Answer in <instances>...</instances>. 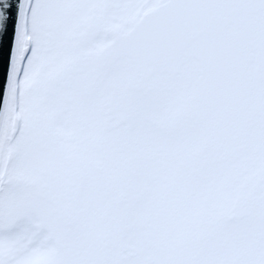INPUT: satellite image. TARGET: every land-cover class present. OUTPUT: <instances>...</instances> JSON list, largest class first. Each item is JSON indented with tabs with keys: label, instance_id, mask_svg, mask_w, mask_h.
Here are the masks:
<instances>
[{
	"label": "rangeland",
	"instance_id": "374dc122",
	"mask_svg": "<svg viewBox=\"0 0 264 264\" xmlns=\"http://www.w3.org/2000/svg\"><path fill=\"white\" fill-rule=\"evenodd\" d=\"M162 1L25 0L20 124L0 176V264H234L226 242L241 250L242 238H264L253 218L224 227L227 204L206 200L202 136L185 102L193 58L141 81L106 57L111 41L94 49ZM221 1L223 13L264 33V0ZM206 15L189 8L194 26ZM212 223L211 245L179 249ZM246 246L248 264H264Z\"/></svg>",
	"mask_w": 264,
	"mask_h": 264
},
{
	"label": "flooded vegetation",
	"instance_id": "af4514ba",
	"mask_svg": "<svg viewBox=\"0 0 264 264\" xmlns=\"http://www.w3.org/2000/svg\"><path fill=\"white\" fill-rule=\"evenodd\" d=\"M257 1L255 0L254 3ZM218 2L222 3L221 0L215 2L213 0H189L185 21L190 30L198 31L205 27L211 16L222 14L230 20V31H238L243 34V54L247 72L251 78L252 89L247 107L242 111L230 112L226 104L210 107L201 101L202 88L206 79V65L212 47L213 37L211 34L200 36L198 40L190 43L178 62L164 67L144 63L140 47L136 43L128 42L125 38L130 29L127 32L109 29L104 36L107 39L96 40L94 49L101 46L107 47V42L111 41L106 57L116 61L120 59L126 61L134 72L133 76H139L141 81H146L145 78L150 79L157 73L176 72L184 60L193 58L192 61L196 62V66H192L193 69H186L185 74H192L195 80L189 85L187 90L189 97L185 102L187 103V112L196 115V123L200 127L202 136L200 171L207 193L206 200L214 203L222 201L225 205L227 204L225 210L227 213L229 211V218L224 227H232V221L253 218L256 222L254 226L264 229V53L262 50L264 33L259 31L254 34L251 32L249 30L251 28L250 21L246 20V17L239 19L237 14H231V11L223 13L222 7L218 9ZM199 7L206 9L207 15L201 20L202 22L194 26L189 21V8ZM255 9L258 11L257 7ZM255 9H252V12ZM260 18L264 21V12L261 13ZM229 67L230 65H222L221 69ZM194 198L195 195H191V201ZM207 227L209 229L204 231H191L189 234L191 244L183 245L182 241L179 249L183 251L185 246H193L196 250L200 249V246L203 248L204 243L211 245L213 242L209 238L214 234L215 227H213V223ZM233 228L237 229L238 227ZM243 229L241 227L238 233ZM199 232L201 233V243L199 242L200 234L196 235ZM252 233L257 235L250 230V234ZM238 236L243 235L238 234ZM239 242L242 246L241 250H237L231 241L226 242L228 246L232 245L233 250L230 253L225 252L224 259L226 261H234V264H248L252 261L243 255L242 248L246 245L245 250H248L249 246L252 247L251 253H254L257 258L264 256V238L256 237L248 243L244 242L242 238ZM196 254L199 255V252Z\"/></svg>",
	"mask_w": 264,
	"mask_h": 264
},
{
	"label": "water",
	"instance_id": "95a60500",
	"mask_svg": "<svg viewBox=\"0 0 264 264\" xmlns=\"http://www.w3.org/2000/svg\"><path fill=\"white\" fill-rule=\"evenodd\" d=\"M188 0H168L147 10L127 36L141 47L144 61L165 66L176 63L190 42L203 33L214 37L208 62L202 101L206 105L227 104L230 110L244 109L251 92V80L244 64L243 39L229 31V21L212 17L205 29L190 32L184 21ZM25 0H0V135L5 129L11 88L16 36L21 32ZM231 69L220 70L221 65ZM13 134L19 127L14 117ZM5 179V173L2 176Z\"/></svg>",
	"mask_w": 264,
	"mask_h": 264
},
{
	"label": "bare ground",
	"instance_id": "6f19581e",
	"mask_svg": "<svg viewBox=\"0 0 264 264\" xmlns=\"http://www.w3.org/2000/svg\"><path fill=\"white\" fill-rule=\"evenodd\" d=\"M22 40H21V32L19 35L16 36L15 41V49H14V59H13V68H12V78H11V88H10V96H9V103H8V111H7V118H6V125L5 129L0 135V176L5 167V157L7 155V146L11 140L13 127H14V120L13 118V111L15 109L14 102L16 100V86L18 82V75L19 69L21 65V51H22Z\"/></svg>",
	"mask_w": 264,
	"mask_h": 264
}]
</instances>
